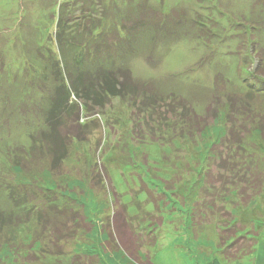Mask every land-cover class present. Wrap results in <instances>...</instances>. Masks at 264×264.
I'll return each mask as SVG.
<instances>
[{
    "label": "rangeland",
    "instance_id": "374dc122",
    "mask_svg": "<svg viewBox=\"0 0 264 264\" xmlns=\"http://www.w3.org/2000/svg\"><path fill=\"white\" fill-rule=\"evenodd\" d=\"M99 1L106 3L0 0V86L16 102L6 110L0 99V177L69 196L81 204L92 223L90 234L62 244L63 255H46L45 263L67 264L72 255L87 254L98 255L101 264H136L108 238L112 215L119 212L122 220L124 206L129 217L125 219L142 244L138 249L142 261L148 255L152 264H264V141L260 133H264V97H248L240 78L246 70L257 76L264 71V0H129L121 7L134 15L136 1L155 9L147 11L149 31L137 36L133 50L124 45V66L136 82L151 83L153 96L164 103L173 105L183 99L207 125L204 131L197 135L193 131L190 137L191 129L178 120L177 112L174 127V118L162 108L158 116L150 113L153 117L149 115L148 123L141 124L129 100L112 99L103 109H84L80 120L86 128L78 131L86 139L70 144L59 172L51 171L46 160L38 166L26 165L30 172L10 169L7 146L14 157L20 154L14 150L32 145L29 133L43 138L40 124L44 120L37 114L49 113L51 108L48 96L39 90L55 92L62 84L61 71L54 77L58 68L49 67L41 56L46 54L43 45L56 50L50 38L52 17L62 3L68 2L60 7L65 18L67 13L79 15L80 4L86 11ZM160 17L162 31L151 32L155 29L152 21ZM199 20L203 27L196 24ZM53 57L57 61V52ZM27 68L38 76L36 81L33 78L37 94L27 104L36 112L30 122L35 126L28 131L26 106L16 100L17 89H24L29 81ZM51 128L43 130L48 133ZM242 129L245 135H237ZM228 131L241 140L240 150ZM223 139L221 156L232 178L212 161L211 149L218 150ZM207 174L223 177L210 191ZM5 184L0 180V208L9 211L12 206ZM142 185L157 199L156 204L141 191ZM225 228L233 234L221 244L219 236ZM230 238L237 240L230 253L249 243L252 251L239 257L234 253L236 260L227 259L222 248L228 247ZM26 240L32 239L27 236ZM36 244V254L41 255L43 249L56 253L52 244L48 249ZM28 251L26 247L22 258L13 252L0 253V264H29Z\"/></svg>",
    "mask_w": 264,
    "mask_h": 264
},
{
    "label": "trees",
    "instance_id": "16d2710c",
    "mask_svg": "<svg viewBox=\"0 0 264 264\" xmlns=\"http://www.w3.org/2000/svg\"><path fill=\"white\" fill-rule=\"evenodd\" d=\"M75 1L78 3L80 0ZM128 1L106 0L105 4H101L99 1L96 5L91 4L86 11H84L83 4H80L79 7L76 3V7L80 8L78 10L80 14L67 13L65 18V15H62L64 14L63 11H60V7L66 6L68 2L58 6L59 12L52 17L54 34L53 37H50L54 40L56 50L54 49L55 52L54 50L50 51L49 47L43 45L42 48H44V53L46 54L41 56L49 67L58 68L54 72V77H57L61 71L59 75L62 76L60 77L62 84L56 88L55 92H47V89L39 90L45 98L48 96L47 100L51 108L49 113L41 110V113L37 114L42 116V120H44L42 123L44 125L40 124L43 138H36L32 133H29L32 145L27 150H14L13 152L17 151L20 153H15L14 157H12V151L7 146L6 150L7 152L9 150L10 155L7 152L6 155L9 158L11 157L9 162L10 169L18 168L25 172L28 170L26 165L30 164V162L38 166L46 160L51 171L59 172L69 155L70 144L75 140L84 141L86 139L85 135L78 131V129L86 128L85 125H82L83 121L80 120L84 109L86 112H91L94 110L93 108L103 109L109 105L112 99L129 100L130 107L134 114H137V119L141 120V124L145 123L152 113L158 116V111L162 108L166 115L174 118V127L177 125V117L173 115H176L177 112V115H179L178 120L183 122L184 127L191 129L188 132L190 137L193 135V131L197 135L207 128L203 119L195 114L183 99H178L173 105L171 102L170 104L164 103L162 99L153 96L151 83L136 82L131 75V71L124 66L127 65V62L123 61L121 56L122 50L124 52V45L133 50L132 45L137 36L149 31L150 24H147L146 21L147 11L155 10L147 9L143 2L136 1L133 6V10L136 12L134 15L132 11L125 12L121 8ZM119 2H121V6ZM166 15L168 13H165L164 16L166 17ZM170 17H172V14ZM172 21L175 22L174 19ZM161 23V17L156 23L152 21L155 29L151 30V32H155L156 28L162 31L160 27L164 25L160 26ZM196 24L204 26V23H200V20ZM103 32L109 33L105 36ZM152 34L153 36L155 35L154 33ZM114 38L116 41L113 40ZM56 52L58 54L57 61L53 57ZM69 57L70 59H68ZM118 62H120V65L117 66ZM60 66L62 69H59L61 68ZM32 68L34 69L35 67ZM29 70L27 68L28 75L32 80L29 77L25 88H19L16 92V100L26 106L24 110L29 115L27 131L35 126L34 123L32 125L30 122L32 123L31 117H34L36 112L28 108L27 104L34 100L37 94L34 90L33 78L34 80L38 79L37 74L34 75ZM240 71L244 72L243 69H240ZM260 74L261 76H257L253 71L250 73L246 70L245 76L242 77L240 75L248 97H264V71L261 70ZM2 90L3 88L0 86V99L7 110V107L12 108L16 102L14 103L11 99L12 97L9 94H5ZM71 97H73L74 101L71 100ZM151 116L153 117V115ZM51 119L54 121L52 125H50ZM49 126L52 127L51 131H49L50 133H45L46 131L43 129L49 128ZM242 131H238L236 134L244 136L245 131L243 129ZM183 133L184 130L180 127L179 134L182 135ZM260 133H262L261 138L264 141V133L262 131ZM228 135L235 142L234 144L238 145L237 150H240L239 143L241 140L237 139L232 131H228ZM224 145L225 139H223L218 150L214 149L215 146L211 149L213 152L211 154L215 156L212 161L213 163L215 161L216 166H221V169L223 168L225 173L231 177L232 173L229 170H225L227 162L222 159L223 155L221 156ZM28 172L30 171L28 170ZM207 176V187L208 189L210 188L209 190L206 189L208 191L213 190L215 185L220 184L223 179L222 175L216 178L209 174ZM0 180L6 182L4 187L8 191L6 192L12 206L9 211H4L0 208V253L13 252V255L19 258L27 247L30 248V251L26 253V258L30 255L26 259L29 264H46L44 260L48 258L46 255L49 257L63 255L62 244L68 245V243L76 240L78 235H86L92 232V223L86 219L82 206L77 200L41 186L21 183L15 178L2 175ZM141 191L145 192L149 200L156 204L157 199L154 198L148 188L142 185ZM121 209L122 220L118 218L119 212H115L112 215L111 229L108 232L109 240L116 245L118 252H122L130 261L136 264H152L148 255H145L146 260L142 261L138 251L140 245H142L138 241L139 235L133 232L130 223L125 219V217H128L126 208L122 206ZM231 234L233 233L229 228L223 229L219 236L221 244ZM27 236L31 237L32 240H26ZM45 239L47 241L44 242ZM239 239L243 241L238 236L237 240ZM230 240L227 244L228 247L224 246L222 248L223 254H225L227 259L234 258L233 260H236V256L239 257L241 254L245 255L252 251V245L249 243L248 247H244L243 250L236 249L234 253H237V255L235 256L233 252L230 253L229 251L237 244V240L234 242ZM36 243L43 244L46 249L49 248L48 244H52L56 253L43 249L41 255L36 254V249L33 248ZM245 248L248 249L247 253H245ZM67 264H101V262L98 255L74 254Z\"/></svg>",
    "mask_w": 264,
    "mask_h": 264
}]
</instances>
